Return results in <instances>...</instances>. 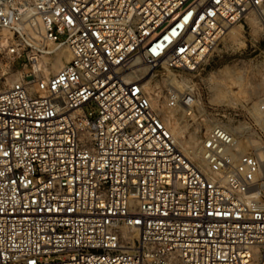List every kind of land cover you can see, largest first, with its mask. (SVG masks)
Masks as SVG:
<instances>
[{
  "label": "built area",
  "instance_id": "1",
  "mask_svg": "<svg viewBox=\"0 0 264 264\" xmlns=\"http://www.w3.org/2000/svg\"><path fill=\"white\" fill-rule=\"evenodd\" d=\"M251 16L264 32V0H0V264H264V97L253 151L169 126Z\"/></svg>",
  "mask_w": 264,
  "mask_h": 264
},
{
  "label": "rangeland",
  "instance_id": "2",
  "mask_svg": "<svg viewBox=\"0 0 264 264\" xmlns=\"http://www.w3.org/2000/svg\"><path fill=\"white\" fill-rule=\"evenodd\" d=\"M187 78L197 88V104L190 116L180 108L169 114L177 138L191 143L195 135L221 124L233 132L241 152L259 146L262 115L256 105L264 97V32L250 18L235 24L199 74Z\"/></svg>",
  "mask_w": 264,
  "mask_h": 264
},
{
  "label": "bare ground",
  "instance_id": "3",
  "mask_svg": "<svg viewBox=\"0 0 264 264\" xmlns=\"http://www.w3.org/2000/svg\"><path fill=\"white\" fill-rule=\"evenodd\" d=\"M250 19H251V21L254 23V25L256 26V27H258V28H260L261 29V27H260V25H259V23H258V21H257V19H256V17H254V16H251V17H249ZM249 18L247 19V21H249ZM233 29H234V26H230V27H228V32H232L233 31ZM227 32V33H228ZM68 60V55L64 52V51H62L55 59H54V61H52V63H51V67H50V69H51V71H56V70H58L60 67H62L63 66V64L66 62ZM172 81V83L173 84H175V86H179V83L178 82H176V81H174V80H171ZM254 118V117H253ZM256 119V118H255ZM257 120V119H256ZM255 120V121H256ZM172 131V130H171ZM183 143H186V144H188V146H189V141H184Z\"/></svg>",
  "mask_w": 264,
  "mask_h": 264
}]
</instances>
